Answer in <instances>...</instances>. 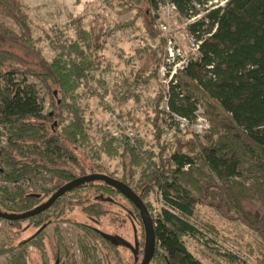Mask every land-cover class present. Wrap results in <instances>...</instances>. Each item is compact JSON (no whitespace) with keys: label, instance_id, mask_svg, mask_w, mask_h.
<instances>
[{"label":"trees","instance_id":"1","mask_svg":"<svg viewBox=\"0 0 264 264\" xmlns=\"http://www.w3.org/2000/svg\"><path fill=\"white\" fill-rule=\"evenodd\" d=\"M166 1L187 19L205 13L189 26L199 56L170 78L166 107L170 115L191 120L196 105L204 103V117L211 124L203 138L207 145L196 141L198 150L194 153L193 142L177 141L179 144L164 159L168 145L163 144L158 162H154L153 156L140 159L139 150L123 136L118 155L123 175L117 180L140 197L150 214L155 233L150 264H202L184 242L201 236L194 217L196 206H210L229 219L260 227L264 236V0H227L223 7L211 10L206 8L211 0H120L121 13L135 11L155 47L138 50V70L124 91L114 96L118 103L128 98L138 100L139 92L135 91L157 79L166 41L155 25L153 11ZM0 16L18 28L16 33L0 23V138H6V146H0V183L16 187L15 192L7 187L0 189V211L18 215L39 207L63 185L78 178L72 171L79 167L73 147L87 145L88 134L75 92L84 82L93 80L90 74L98 69L104 32L102 23L96 20L84 47L75 43L64 47L52 38L51 46L57 54L48 61L36 46L21 0H0ZM28 78L38 84L28 82ZM42 90L48 98L47 112ZM156 137L159 140V135ZM115 141H109L108 152L118 153L113 147ZM240 179H252L253 186L243 187L237 182ZM154 188L164 205L156 216L144 202ZM83 191L99 194L97 199L124 197L102 181L81 184L44 213L6 222L9 230L28 223L29 228L39 231L25 242L14 244L13 238L0 230V257L7 256L8 264H27L28 250L37 246L35 238H44V230L52 224L56 243L63 246L59 225L68 223L82 235L78 238L82 264H103L97 259L98 252L109 253L114 245L105 242L91 226L65 216L74 206L83 207V214L92 218L106 214L99 201L85 205L88 198L78 195ZM252 201L260 208L252 210ZM128 202L142 223L144 253V223L139 210ZM247 203L249 209L245 208ZM231 211L235 216L231 217ZM70 256L71 264H77L74 254Z\"/></svg>","mask_w":264,"mask_h":264},{"label":"rangeland","instance_id":"2","mask_svg":"<svg viewBox=\"0 0 264 264\" xmlns=\"http://www.w3.org/2000/svg\"><path fill=\"white\" fill-rule=\"evenodd\" d=\"M226 2L227 0H211L206 8L211 10L223 7ZM21 3L30 21L36 46L48 61H52L57 54L51 46L52 38L57 39L64 47L70 43L84 47L91 39V28L96 20L100 21V25L102 23L103 48L98 69L90 74L93 80L84 82L75 92V101L82 110L88 134L87 145L80 148L72 146L79 162L78 168H72L76 177L93 173L121 179L123 171L118 155L121 153L123 136L139 150L140 159L153 156L154 162H158L157 156L163 144L168 145L164 159L179 144L177 141L184 144L193 142L192 149L196 147L194 153L198 150L196 141L207 145L203 138L210 132L211 124L204 117V103L196 105V112L206 120L208 128L199 133L191 125L182 132L177 118L170 115L166 107L170 73L174 67L177 70L199 56L189 26L200 20L205 13L187 19L181 17L168 1L153 11L155 25L166 41L164 60L158 67L157 79L135 91L139 92L138 100L128 98L118 103L114 101V96L124 91L128 80L138 70V50L146 46L155 47V42L147 39L142 19L136 18V12L121 13L118 7L120 0H21ZM0 23L18 32V28L9 19L0 16ZM28 82L38 84L33 78H28ZM40 96L44 98V112H47L50 107L43 90ZM160 96L161 100L156 107V100ZM61 130L62 126H59L57 132L60 133ZM156 134L159 135V140ZM111 139H116L113 144L118 152L116 154L106 149ZM0 146H6L5 136L0 138ZM237 182L245 188L253 186L252 179H240ZM3 187H7L10 192H15L16 188L12 184L0 183V189ZM23 187L25 189L26 186ZM25 190H28L27 187ZM78 195L88 198L85 205L101 202L106 214L98 219L92 218L83 214V207L74 206L66 211L65 216L72 222L97 225L96 228L114 236L118 241L120 262L108 258L105 264H141L144 257V230L128 200L118 195L111 199L104 196L97 199L100 195L92 191L79 192ZM144 202L152 207L153 216L164 207L160 192L155 188L147 194ZM251 203L252 210L260 208L257 202ZM245 208L249 209L248 203ZM194 213L201 236L197 239L186 238L184 242L190 254L202 264H264V236L260 227H250L238 219H229L210 206H196ZM229 213L231 217L235 216L234 212ZM29 227L28 223H23L21 229L9 230L5 221L0 222V230L8 238H13L14 244L32 235L34 230ZM51 229L52 226L47 229L48 234ZM62 230L66 243L75 245L78 230L68 224ZM2 238L0 235V241ZM71 249L75 250L73 247ZM43 251L44 257L50 259L49 247ZM39 256V252L29 250L27 264H39L40 260L42 262ZM0 264H6L5 257H0Z\"/></svg>","mask_w":264,"mask_h":264},{"label":"water","instance_id":"3","mask_svg":"<svg viewBox=\"0 0 264 264\" xmlns=\"http://www.w3.org/2000/svg\"><path fill=\"white\" fill-rule=\"evenodd\" d=\"M91 181H102L107 183L108 185L114 187L116 190L120 192L127 200L133 203V205L139 210L140 216L143 220L145 231H146V247L144 252V257L141 264H150L155 253V233L154 226L143 201L137 196L133 190L120 182L117 179H113L111 177L100 175V174H89L86 176L78 177L65 185L59 188L46 202H44L39 207L26 212L24 214L11 215L6 214L0 211V219L5 222H18L24 221L34 216H37L46 210L50 209L52 205L68 193L70 190L78 187L81 184L91 182Z\"/></svg>","mask_w":264,"mask_h":264},{"label":"flooded vegetation","instance_id":"4","mask_svg":"<svg viewBox=\"0 0 264 264\" xmlns=\"http://www.w3.org/2000/svg\"><path fill=\"white\" fill-rule=\"evenodd\" d=\"M49 210V209H48ZM44 213V212H43ZM69 219V218H68ZM68 223H62L59 225V232H60V238L63 242V246H60L56 243V238H55V232H54V227L53 225H48V227H46V229L44 230V233H45V237L44 238H35V244L37 245L34 249H30V250H34L36 252H39V257L42 259V262L41 260L39 261V264H71V260H70V255L71 253L74 254L75 258H76V263L77 264H82V257H81V254H80V250H79V243H78V238L79 237H82V235L79 233L78 231V236H77V239H76V243L75 245L74 244H71V245H68L66 243V240H65V237L63 235V230H62V227L66 226ZM89 226H91L90 224L88 223H85ZM70 225V224H68ZM52 226V229H51V233L48 234L47 232V229ZM72 226V225H71ZM95 226L97 225H94V226H91L94 230L98 231L100 233V237L105 241V242H108L109 244H112L114 245V250L113 251H110L109 253H106V254H101L100 252H98V255H97V259L103 261V264L106 263V260L109 258V259H113L115 260V262H120V256H119V250H118V241H116L113 237H111L110 234H105L103 233L102 231H100L98 228H96ZM34 232L32 233L31 236H29L27 239H29L30 237L32 236H35V234L38 233L39 229H33ZM78 230V229H77ZM115 234V233H114ZM27 239L25 240H22V241H19L18 243H23L25 242ZM47 246L49 247V249L51 250V258H45V251L44 248H47ZM75 248L74 251H72L71 248ZM28 253H29V250H28ZM6 258V264H8V257L7 256H3ZM28 257V255H27ZM27 257H26V260H27ZM44 257V258H43ZM136 262V261H134Z\"/></svg>","mask_w":264,"mask_h":264},{"label":"built area","instance_id":"5","mask_svg":"<svg viewBox=\"0 0 264 264\" xmlns=\"http://www.w3.org/2000/svg\"><path fill=\"white\" fill-rule=\"evenodd\" d=\"M175 73H176V67H174V69L170 73V76L172 77ZM174 117L177 118L178 123H179V127H180V129H181L182 132H185L186 131V128L188 126H190V125H191V127L193 128V130L196 133H199L202 130H205V129L208 128V124H207L206 120L203 117H201L198 112H195L194 118L191 119V120L184 119V118H180V117H177V116H174ZM130 136H131V134H130ZM29 190H31V189H28V191Z\"/></svg>","mask_w":264,"mask_h":264}]
</instances>
